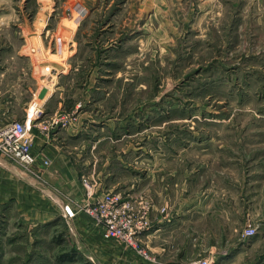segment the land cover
I'll list each match as a JSON object with an SVG mask.
<instances>
[{
    "label": "rangeland",
    "instance_id": "obj_1",
    "mask_svg": "<svg viewBox=\"0 0 264 264\" xmlns=\"http://www.w3.org/2000/svg\"><path fill=\"white\" fill-rule=\"evenodd\" d=\"M10 58H73L70 107L61 109L69 128L80 122L84 73L111 72L99 81L106 91L97 108L127 125L65 139L89 162L78 163L81 176L96 182L95 168L131 152L119 176L154 205L140 177L147 163L163 183L173 169L180 178L191 169L198 194L222 203L223 235L255 226L247 259L256 250L264 260V0H0V70ZM49 62L38 68L39 85L52 82ZM69 221L34 220L1 200L0 264H110Z\"/></svg>",
    "mask_w": 264,
    "mask_h": 264
},
{
    "label": "crops",
    "instance_id": "obj_2",
    "mask_svg": "<svg viewBox=\"0 0 264 264\" xmlns=\"http://www.w3.org/2000/svg\"><path fill=\"white\" fill-rule=\"evenodd\" d=\"M10 59L13 64L0 70V126L13 119L25 118L28 104L34 99L42 102L44 118L70 107L67 104L69 95L66 88L69 83L72 84V75L77 71L71 64L73 58H65L62 62H43L35 58ZM48 62L55 68V75L49 84L39 85L38 68L44 63L47 66ZM84 75L80 89L83 91V104H87V107L81 108L80 122L76 128L59 127L45 134L40 129V122L31 124V151L38 157V166L33 170L35 173L23 171L17 162L0 153V201L14 199L22 213L31 214L34 220L50 221L61 215V200L75 206L85 197L81 184L84 171L79 169L78 163L81 161L85 167L89 162H82L86 159L82 152L74 153L69 149V141L87 128L98 133L104 127L112 129L118 125H127V120L122 122L116 114H101V109L97 108L102 100L98 95H102L101 91L105 90L99 81L108 78V75L111 77L112 73H102L94 67ZM44 87L45 94L40 98L39 92ZM91 112L94 113L93 117L89 116ZM65 139L69 140L68 147ZM127 152L118 155L120 157L116 158L115 165L112 164L106 170L97 171L95 168V176L99 179L96 181V189L120 190L123 193L135 191L131 181H122L119 176L124 175L130 167L124 161L125 156L131 155V152ZM40 157L48 158L49 163L41 165ZM180 170L173 169L172 181L163 183L162 176H155L156 168H151L150 163H147L145 173L140 176L146 182L147 194L154 201L150 212L151 227L141 234L140 240L154 260H145L133 251L106 240L103 244L100 230L84 213L78 212L69 222L81 240L90 246L95 258L108 256L110 264H191L200 255L207 257L210 264H246L247 261L249 264H264L260 252L256 250L252 261L247 259L257 247L254 246L255 239L239 237L235 228L232 231L225 230L223 235L220 216L222 203L211 200L208 192L202 197L198 194L197 186L193 183V170L189 169V174H181L183 182L180 181ZM39 178L44 180L41 182ZM45 195L48 200L43 198ZM35 204L38 205L34 207ZM161 206L166 209L160 211Z\"/></svg>",
    "mask_w": 264,
    "mask_h": 264
},
{
    "label": "built area",
    "instance_id": "obj_3",
    "mask_svg": "<svg viewBox=\"0 0 264 264\" xmlns=\"http://www.w3.org/2000/svg\"><path fill=\"white\" fill-rule=\"evenodd\" d=\"M77 17L80 18L79 15ZM29 106L25 118L13 119L0 126V153L20 164L25 172L35 173L33 170L38 166V157L31 151V124L40 122V129L49 134L53 129L68 126L69 114L65 110H58L44 118L41 101L32 100ZM39 161L41 165L49 163L48 158L40 157ZM81 184L84 199L75 206L61 200V216L69 221L78 212L84 213L98 227L103 240L129 249L145 260H154L147 247L139 245L141 234L151 227V199L141 192L97 190V183L84 175L81 176ZM255 233L256 227L248 224L241 231V237L247 239ZM191 264H210V261L207 257H199Z\"/></svg>",
    "mask_w": 264,
    "mask_h": 264
},
{
    "label": "water",
    "instance_id": "obj_4",
    "mask_svg": "<svg viewBox=\"0 0 264 264\" xmlns=\"http://www.w3.org/2000/svg\"><path fill=\"white\" fill-rule=\"evenodd\" d=\"M45 91H46V88L45 87L40 90V92H39V97L40 98L43 97V95L45 94Z\"/></svg>",
    "mask_w": 264,
    "mask_h": 264
},
{
    "label": "trees",
    "instance_id": "obj_5",
    "mask_svg": "<svg viewBox=\"0 0 264 264\" xmlns=\"http://www.w3.org/2000/svg\"><path fill=\"white\" fill-rule=\"evenodd\" d=\"M68 257V256H67ZM62 259H65V258H62ZM67 259V258H66Z\"/></svg>",
    "mask_w": 264,
    "mask_h": 264
}]
</instances>
